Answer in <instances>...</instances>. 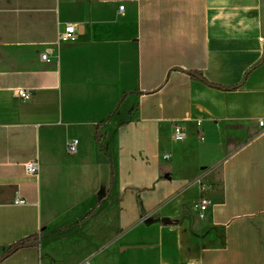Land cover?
Segmentation results:
<instances>
[{
  "label": "crops",
  "instance_id": "0c3cea01",
  "mask_svg": "<svg viewBox=\"0 0 264 264\" xmlns=\"http://www.w3.org/2000/svg\"><path fill=\"white\" fill-rule=\"evenodd\" d=\"M260 122L264 0H0V264H264Z\"/></svg>",
  "mask_w": 264,
  "mask_h": 264
},
{
  "label": "built area",
  "instance_id": "2783aa9c",
  "mask_svg": "<svg viewBox=\"0 0 264 264\" xmlns=\"http://www.w3.org/2000/svg\"><path fill=\"white\" fill-rule=\"evenodd\" d=\"M123 10H124V7H121L120 13H122ZM76 38H77L76 27L73 24H67L63 30H59L55 45L61 46L62 44H65V43L75 42ZM42 60L45 62L52 61V59L49 57L48 54H42ZM16 93L23 101H29L32 96V93L27 90H18ZM259 125L261 127H264V122H260ZM173 136L176 142H182L185 140V134L180 127H176L174 129ZM66 146H67V152L70 155H76L78 152V148H79V140L68 139ZM164 159L168 161V160H171L172 157L170 154H165ZM26 172L28 176L37 177L40 172L39 162L33 161V162H29L28 164H26ZM202 187L203 189H206L208 187V184L204 183ZM15 205L23 206L25 205V201L17 200L15 202ZM210 206H211V201L205 198L198 200V201H194L192 203L193 211L196 213L197 217L200 220H204L206 218ZM85 264H92V263L90 261H87Z\"/></svg>",
  "mask_w": 264,
  "mask_h": 264
},
{
  "label": "trees",
  "instance_id": "16d2710c",
  "mask_svg": "<svg viewBox=\"0 0 264 264\" xmlns=\"http://www.w3.org/2000/svg\"><path fill=\"white\" fill-rule=\"evenodd\" d=\"M190 75L198 81H201V82H203L207 85L213 86V87H217L219 89H223V90H234L235 89V88L225 89V88H222L219 86L212 85L199 73H190ZM94 214H95V211L91 212L85 218V221H88L92 217H94ZM36 247H39V237L37 235H32V236H30L26 239H23V240L17 242L16 244H14L4 255H2L0 257V263L4 262L5 260H7L9 257H11L12 255H14L15 253H17L20 250L28 249V248H36Z\"/></svg>",
  "mask_w": 264,
  "mask_h": 264
},
{
  "label": "water",
  "instance_id": "95a60500",
  "mask_svg": "<svg viewBox=\"0 0 264 264\" xmlns=\"http://www.w3.org/2000/svg\"><path fill=\"white\" fill-rule=\"evenodd\" d=\"M163 222H164L165 224H167V225L171 223V222L168 221V220H164Z\"/></svg>",
  "mask_w": 264,
  "mask_h": 264
}]
</instances>
